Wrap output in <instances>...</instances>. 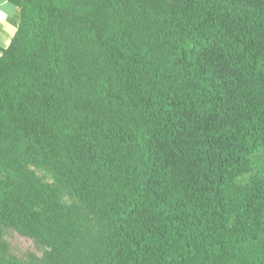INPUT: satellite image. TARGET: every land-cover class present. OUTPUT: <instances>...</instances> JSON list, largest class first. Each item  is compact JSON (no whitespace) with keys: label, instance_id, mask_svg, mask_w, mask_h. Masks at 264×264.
Listing matches in <instances>:
<instances>
[{"label":"trees","instance_id":"16d2710c","mask_svg":"<svg viewBox=\"0 0 264 264\" xmlns=\"http://www.w3.org/2000/svg\"><path fill=\"white\" fill-rule=\"evenodd\" d=\"M12 1L0 264H264V0Z\"/></svg>","mask_w":264,"mask_h":264},{"label":"rangeland","instance_id":"374dc122","mask_svg":"<svg viewBox=\"0 0 264 264\" xmlns=\"http://www.w3.org/2000/svg\"><path fill=\"white\" fill-rule=\"evenodd\" d=\"M30 168L40 177H42L46 182L57 185L60 188V200L64 203H72L75 201V198L69 195L63 187H61L58 181L43 167L38 166L36 164L30 163ZM83 220L84 217H81ZM90 221H92L90 219ZM93 222V221H92ZM5 238L9 242L11 249L14 253L18 255H23L27 252H34L39 256L44 255L48 247L43 242L28 236L21 234L16 229L6 228L5 230Z\"/></svg>","mask_w":264,"mask_h":264},{"label":"crops","instance_id":"0c3cea01","mask_svg":"<svg viewBox=\"0 0 264 264\" xmlns=\"http://www.w3.org/2000/svg\"><path fill=\"white\" fill-rule=\"evenodd\" d=\"M20 6L12 0H0V55L10 43L19 24Z\"/></svg>","mask_w":264,"mask_h":264}]
</instances>
